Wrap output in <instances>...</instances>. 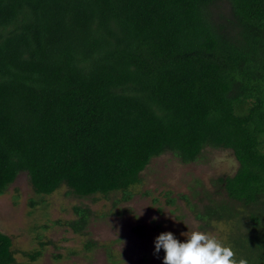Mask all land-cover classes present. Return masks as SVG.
<instances>
[{
    "label": "trees",
    "instance_id": "16d2710c",
    "mask_svg": "<svg viewBox=\"0 0 264 264\" xmlns=\"http://www.w3.org/2000/svg\"><path fill=\"white\" fill-rule=\"evenodd\" d=\"M207 148L239 166L192 206L198 228L247 226L224 244L264 264V0H0V195L24 172L39 194L116 203L155 157ZM73 210L82 233L92 210ZM0 264H17L2 231Z\"/></svg>",
    "mask_w": 264,
    "mask_h": 264
},
{
    "label": "rangeland",
    "instance_id": "374dc122",
    "mask_svg": "<svg viewBox=\"0 0 264 264\" xmlns=\"http://www.w3.org/2000/svg\"><path fill=\"white\" fill-rule=\"evenodd\" d=\"M238 166L231 149L207 148L198 161L188 164L167 152L152 159L141 183L131 188L133 196L116 203L119 196L82 198L67 194L66 186L39 194L23 172L0 195V231L11 236L17 264H163L165 253L163 249L156 253L154 243L161 233L172 232L181 242L187 240L182 234L192 231L207 233L223 244L245 237L247 226L241 232L234 221H217L210 231L199 229L192 209L208 202L205 190L219 189L216 198H226L214 179L234 175ZM233 204L237 210L245 209L238 201ZM75 205L92 210L82 233L65 224L76 217ZM226 211V218L234 213ZM36 250L41 256L32 260L29 255Z\"/></svg>",
    "mask_w": 264,
    "mask_h": 264
},
{
    "label": "clouds",
    "instance_id": "9594fccd",
    "mask_svg": "<svg viewBox=\"0 0 264 264\" xmlns=\"http://www.w3.org/2000/svg\"><path fill=\"white\" fill-rule=\"evenodd\" d=\"M186 242L178 240L172 232L161 233L155 239V250L163 249V264H247L243 258L236 259L230 246L207 233L192 231L182 234Z\"/></svg>",
    "mask_w": 264,
    "mask_h": 264
}]
</instances>
